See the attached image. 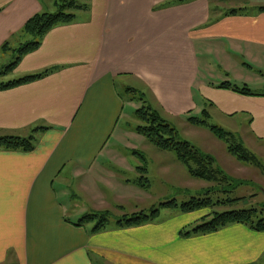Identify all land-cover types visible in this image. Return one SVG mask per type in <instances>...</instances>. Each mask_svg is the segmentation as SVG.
I'll use <instances>...</instances> for the list:
<instances>
[{
    "label": "crops",
    "instance_id": "0c3cea01",
    "mask_svg": "<svg viewBox=\"0 0 264 264\" xmlns=\"http://www.w3.org/2000/svg\"><path fill=\"white\" fill-rule=\"evenodd\" d=\"M80 1L89 8L50 29L3 75L52 70L0 90V137H36L32 150L0 148V264H264V231L232 223L182 236L197 223L193 212L119 227L123 213L98 232L96 220L77 224L91 213L123 211V200L111 204L105 190L121 195L148 172L127 129L118 135L127 107L120 86L171 116L206 108L211 118L243 115L264 142V93L218 87L204 78L199 57L230 48L264 64V12L223 11L222 0ZM52 6L55 0H0V73L13 60L3 44L26 40L14 37ZM233 8L246 12L225 15Z\"/></svg>",
    "mask_w": 264,
    "mask_h": 264
},
{
    "label": "rangeland",
    "instance_id": "374dc122",
    "mask_svg": "<svg viewBox=\"0 0 264 264\" xmlns=\"http://www.w3.org/2000/svg\"><path fill=\"white\" fill-rule=\"evenodd\" d=\"M214 4L216 3L214 2ZM236 6L256 10L260 6H264V0H222L220 2V9L223 11ZM48 10L55 12L57 8L52 6ZM228 50L226 53L200 51L199 57L204 78L216 83L229 81L239 87L246 85L256 94L264 93V64L250 60L246 52H235L230 48ZM2 62L7 63V60L4 59ZM9 78V76L2 75L0 80L8 81ZM119 88L123 92L127 107L118 127V135L123 134V129H127L126 139L140 155L136 156L138 166L146 168L148 172L140 173L139 185L132 186L128 192L123 190L121 195L115 196L116 194L111 190H105L111 204L118 199L123 200L121 204L124 206L123 211V207L118 211H116L117 208L111 211L110 224L115 223V215L123 213L131 215L133 212L142 211L149 213L152 209L160 208L162 203L173 199L182 203L189 201L193 196L212 197L214 200L222 202L229 198H243V200L229 205H217L214 207V210L217 211L252 207L264 208V142L257 139L249 130L247 117L237 115L229 118L216 114L213 115L210 122L232 131L246 147L259 157L261 166L238 160L228 152L227 144L224 141L216 137L208 128L191 124L186 116H171L160 112L163 118L177 129L179 139L188 140L201 151L212 155L216 159L217 166L224 170L234 183L233 187L226 188L227 192L224 194L210 193L208 190L214 185L213 183L191 176L173 152L157 148L145 136L136 132L139 120H137L134 111L146 103L142 96L131 94L127 90V86ZM130 97L132 98L130 99ZM194 115L200 116L201 113ZM128 136H133V138ZM141 176H145L146 179H141ZM121 197H125V199H120ZM81 200L84 198L81 197ZM176 211L177 209L160 208V214L156 219L161 220L166 216H174L175 213H178ZM211 211V208L196 210L192 214L193 222L200 223L203 218L209 219L207 214ZM177 215L183 217L186 214L180 212Z\"/></svg>",
    "mask_w": 264,
    "mask_h": 264
},
{
    "label": "trees",
    "instance_id": "16d2710c",
    "mask_svg": "<svg viewBox=\"0 0 264 264\" xmlns=\"http://www.w3.org/2000/svg\"><path fill=\"white\" fill-rule=\"evenodd\" d=\"M57 10L55 12H41L32 16L20 33L14 39L26 38L13 47L11 41H7L1 47V52H12L13 60H11L0 73L7 75L14 70L18 62L27 53L37 49L41 44L44 35L53 27L68 23L76 19V13L80 10L88 9L89 6L80 0H55ZM259 12H264V6L258 8ZM246 12L245 8H233L228 10L225 15H240ZM52 70H46L39 74L27 75L18 79L0 81V90L15 87L48 75ZM220 88L231 89L244 95H256L246 85L239 87L233 85L229 81L218 84ZM132 92L139 93L136 90ZM261 94V93H257ZM142 96L143 93L137 94ZM135 116L139 123L136 126V132L145 136L153 145L164 151H171L176 158L186 167L189 174L193 177L213 183L214 185L208 190L210 193L224 194L227 187H233L229 175L216 164V159L203 151L188 140H181L178 131L168 121H166L159 110L151 105H143L135 110ZM188 121L193 125L208 128L220 140L227 144V150L238 160L261 166L259 157L248 147H246L232 132L219 125L210 122L211 115L206 108L200 116L190 115ZM44 128V127H42ZM38 129H35V131ZM36 137H21L15 135H7L0 137V148L4 149H22L32 150L35 146ZM141 185H144L140 183ZM243 200V198H229L222 202L214 200L212 197L200 198L193 196L189 201L178 203L175 199L162 203L160 208L177 209L181 213L195 212L203 208H211V212L207 214L209 219L203 218L200 223H195L181 231V235L188 237L197 234H206L219 230L220 228L232 223H242L253 230L264 231V208H237L227 209L223 211L214 210L217 205H229ZM160 208L152 209L149 213L144 211L131 215H123L117 220L119 227L141 225L149 220H154L160 214ZM111 218L109 211L102 213H91L83 217L78 225L90 221H97L93 227V232H98L106 228V224ZM205 219V220H204Z\"/></svg>",
    "mask_w": 264,
    "mask_h": 264
}]
</instances>
